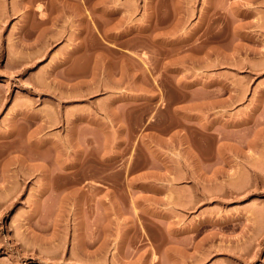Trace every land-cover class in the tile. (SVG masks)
Instances as JSON below:
<instances>
[{
	"label": "rangeland",
	"instance_id": "1",
	"mask_svg": "<svg viewBox=\"0 0 264 264\" xmlns=\"http://www.w3.org/2000/svg\"><path fill=\"white\" fill-rule=\"evenodd\" d=\"M38 1L0 0V264H264V0Z\"/></svg>",
	"mask_w": 264,
	"mask_h": 264
},
{
	"label": "bare ground",
	"instance_id": "2",
	"mask_svg": "<svg viewBox=\"0 0 264 264\" xmlns=\"http://www.w3.org/2000/svg\"><path fill=\"white\" fill-rule=\"evenodd\" d=\"M34 2H35V0H21V3L23 4L22 6L23 7H25V9H27L28 10V12H30L31 14L32 13H35V12H40V15L42 14L43 15V4L41 3V2H37L36 3V5L34 6L35 8H33V4H34ZM5 10V9H4ZM26 11V10H25ZM7 15V14H6ZM29 15V14H28ZM58 16V15H57ZM55 17L56 19L58 18V17ZM29 18H30V16H29ZM52 18H54L53 16H52ZM27 19H28V17H27ZM52 20V19H51ZM54 21V20H53ZM56 22V21H55ZM53 23V22H52ZM13 121V120H12ZM11 122V121H10ZM14 123V122H13ZM8 126V127H7ZM6 126V128H4V132L2 133V134H0V137H4V138H7L8 140H14L13 139V126H12V122L11 123H8V125ZM10 138V139H9ZM54 143V142H53ZM34 145H36V146H40L41 144H40V142H34ZM23 158V157H22ZM21 158V159H22ZM34 167H38V165H36V164H32ZM32 166V167H33Z\"/></svg>",
	"mask_w": 264,
	"mask_h": 264
}]
</instances>
